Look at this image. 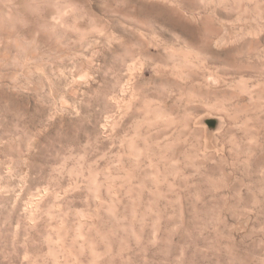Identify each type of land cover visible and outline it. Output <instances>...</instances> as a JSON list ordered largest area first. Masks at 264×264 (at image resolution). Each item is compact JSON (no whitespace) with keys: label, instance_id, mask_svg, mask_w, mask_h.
Listing matches in <instances>:
<instances>
[{"label":"rangeland","instance_id":"obj_1","mask_svg":"<svg viewBox=\"0 0 264 264\" xmlns=\"http://www.w3.org/2000/svg\"><path fill=\"white\" fill-rule=\"evenodd\" d=\"M0 264H264V0H0Z\"/></svg>","mask_w":264,"mask_h":264}]
</instances>
